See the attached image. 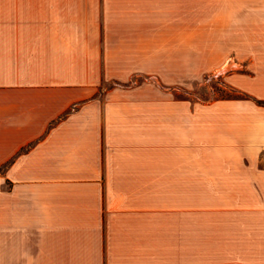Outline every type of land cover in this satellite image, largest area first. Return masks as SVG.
<instances>
[{
  "label": "crops",
  "instance_id": "0c3cea01",
  "mask_svg": "<svg viewBox=\"0 0 264 264\" xmlns=\"http://www.w3.org/2000/svg\"><path fill=\"white\" fill-rule=\"evenodd\" d=\"M205 29L264 50V0H0V264H200L198 195L264 215V107L238 108L247 145L200 166L195 132L168 155L144 90L98 93ZM250 67L233 81L264 99V58ZM247 227L204 264H264V221Z\"/></svg>",
  "mask_w": 264,
  "mask_h": 264
},
{
  "label": "rangeland",
  "instance_id": "374dc122",
  "mask_svg": "<svg viewBox=\"0 0 264 264\" xmlns=\"http://www.w3.org/2000/svg\"><path fill=\"white\" fill-rule=\"evenodd\" d=\"M206 33L207 29L199 35L200 46H161L160 61L153 60L152 52L150 71H136L126 81L115 79L98 89L99 94L114 86L121 90L145 91V96L155 102L152 106H159L161 112L165 110L168 155L176 154L182 133L195 132L200 166L212 156L236 154L235 147L247 145L232 138L237 133L231 124L238 118V108L264 107L234 82L240 74L252 72L251 59L256 55L264 58V50H256L260 46H224L222 41L216 40L215 44L213 39L220 40L221 36ZM191 122L195 123L192 131ZM232 198L213 194L197 196L200 264L207 261L208 251L213 252L222 244V241L216 243L215 236L236 238L246 233L248 224L264 221V215L220 209L233 206ZM167 201L174 202L175 196L168 194ZM230 244L225 243L227 250Z\"/></svg>",
  "mask_w": 264,
  "mask_h": 264
},
{
  "label": "trees",
  "instance_id": "16d2710c",
  "mask_svg": "<svg viewBox=\"0 0 264 264\" xmlns=\"http://www.w3.org/2000/svg\"><path fill=\"white\" fill-rule=\"evenodd\" d=\"M258 101V103L263 104L264 105V99H256Z\"/></svg>",
  "mask_w": 264,
  "mask_h": 264
}]
</instances>
